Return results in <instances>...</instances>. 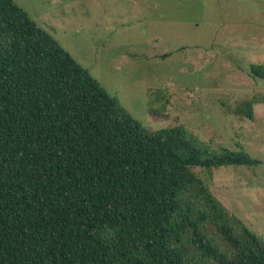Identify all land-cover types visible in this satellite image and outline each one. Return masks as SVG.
Returning a JSON list of instances; mask_svg holds the SVG:
<instances>
[{"label": "trees", "instance_id": "obj_1", "mask_svg": "<svg viewBox=\"0 0 264 264\" xmlns=\"http://www.w3.org/2000/svg\"><path fill=\"white\" fill-rule=\"evenodd\" d=\"M183 134L142 126L14 0H0V264H264L247 226H219L230 253L212 244L207 214L185 197L195 190L221 219L195 169L263 160L207 153ZM188 237L208 262L186 257Z\"/></svg>", "mask_w": 264, "mask_h": 264}, {"label": "rangeland", "instance_id": "obj_2", "mask_svg": "<svg viewBox=\"0 0 264 264\" xmlns=\"http://www.w3.org/2000/svg\"><path fill=\"white\" fill-rule=\"evenodd\" d=\"M14 1L142 126L176 125L207 153L264 162V0ZM195 171L224 210L219 219L188 192L208 216L202 234L223 253L232 251L224 223L264 242V163ZM181 248L208 262L190 237Z\"/></svg>", "mask_w": 264, "mask_h": 264}]
</instances>
